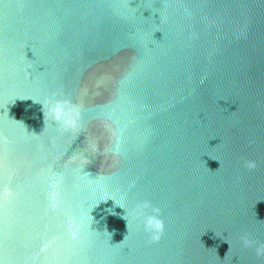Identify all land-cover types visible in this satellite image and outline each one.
I'll return each mask as SVG.
<instances>
[{"label": "water", "instance_id": "1", "mask_svg": "<svg viewBox=\"0 0 264 264\" xmlns=\"http://www.w3.org/2000/svg\"><path fill=\"white\" fill-rule=\"evenodd\" d=\"M261 245L264 0H0V264H264Z\"/></svg>", "mask_w": 264, "mask_h": 264}, {"label": "clouds", "instance_id": "2", "mask_svg": "<svg viewBox=\"0 0 264 264\" xmlns=\"http://www.w3.org/2000/svg\"><path fill=\"white\" fill-rule=\"evenodd\" d=\"M49 112L53 121L60 124L65 130H75L79 127L80 107L73 104L71 100H52L50 102ZM44 115L45 125L47 126L48 113L44 112ZM244 167L249 170H254L257 165L254 161L245 160ZM136 214L142 223L143 230L149 235L151 242L158 243L165 232V223L160 218L162 215L161 209L154 207L150 202L145 201L138 205ZM242 240L245 246H248L251 243L246 237H243ZM257 255L264 256V245L257 248Z\"/></svg>", "mask_w": 264, "mask_h": 264}]
</instances>
